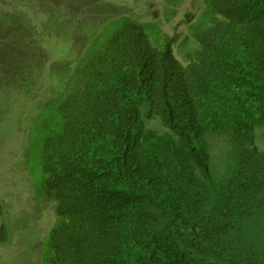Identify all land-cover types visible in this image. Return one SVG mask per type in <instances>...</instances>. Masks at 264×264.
<instances>
[{
    "label": "trees",
    "instance_id": "trees-1",
    "mask_svg": "<svg viewBox=\"0 0 264 264\" xmlns=\"http://www.w3.org/2000/svg\"><path fill=\"white\" fill-rule=\"evenodd\" d=\"M62 1L0 0V181L32 199L1 191L0 246L49 203L42 264H264V0H202L180 40Z\"/></svg>",
    "mask_w": 264,
    "mask_h": 264
},
{
    "label": "rangeland",
    "instance_id": "rangeland-1",
    "mask_svg": "<svg viewBox=\"0 0 264 264\" xmlns=\"http://www.w3.org/2000/svg\"><path fill=\"white\" fill-rule=\"evenodd\" d=\"M50 1L51 3H53H49L50 6H53L56 9L62 8L60 5L61 3H63L62 0ZM105 1L114 2V4L118 6H136L138 5V3L143 4L146 1L148 7H150V12L154 13L155 11H157L158 15H162V25L164 29L171 34L175 32L177 33V40H180L179 38H181L183 35L181 33L186 31V20L189 16V12L197 14L203 5L202 0H181L179 4V11H177L175 15H172L170 18H168L166 16V13L164 14V9L166 11L167 6L171 5L168 4L166 0H142L140 2L135 0ZM42 2H46V0H42ZM91 7L92 5L90 4L88 6H85V8L89 9ZM136 8L139 9L140 7L138 6ZM31 13L32 14L30 15L34 17V15L40 13V11L37 8L33 9ZM43 32L46 33L47 31L43 30ZM42 43H45L47 47H50L52 46L53 41L45 37L43 38ZM147 125L154 128L161 127L159 119L149 121ZM0 174L3 177L11 175L9 174V171L7 169H2V171L0 170ZM17 176L18 175L16 174L14 175L15 180ZM9 186L10 184L7 186V189L2 188V181H0V203L4 198L2 197L3 194H1V191L5 190L7 192V195L4 196H9L5 198V200L10 203L9 205H7L6 209H4V212L6 214H8V212H11L10 215L15 216L19 214V210L21 209V207L30 206L32 203V199L27 195V193H24L20 190H15L14 188H12L13 186ZM44 204H46L47 206L43 208L41 216L37 218L36 222L33 225H29L25 229L21 230L18 234H14L12 241L4 243L2 244V246H0V264H42L41 249L55 219L53 205L49 203ZM1 219L2 213L0 212V221ZM255 227L257 228L255 230L258 232V234H260V237L264 238V216H261L259 218Z\"/></svg>",
    "mask_w": 264,
    "mask_h": 264
}]
</instances>
